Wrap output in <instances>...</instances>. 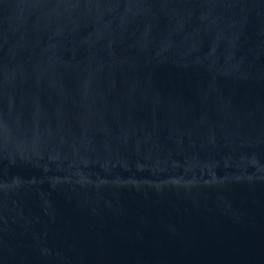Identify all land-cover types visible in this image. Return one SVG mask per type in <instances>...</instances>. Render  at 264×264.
I'll return each mask as SVG.
<instances>
[{
    "label": "water",
    "instance_id": "95a60500",
    "mask_svg": "<svg viewBox=\"0 0 264 264\" xmlns=\"http://www.w3.org/2000/svg\"><path fill=\"white\" fill-rule=\"evenodd\" d=\"M0 264H264V0H0Z\"/></svg>",
    "mask_w": 264,
    "mask_h": 264
}]
</instances>
